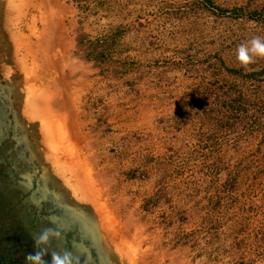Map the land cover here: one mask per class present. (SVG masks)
I'll list each match as a JSON object with an SVG mask.
<instances>
[{"label": "rangeland", "instance_id": "rangeland-1", "mask_svg": "<svg viewBox=\"0 0 264 264\" xmlns=\"http://www.w3.org/2000/svg\"><path fill=\"white\" fill-rule=\"evenodd\" d=\"M257 36L264 0H0V174L53 252L264 264Z\"/></svg>", "mask_w": 264, "mask_h": 264}, {"label": "flooded vegetation", "instance_id": "flooded-vegetation-1", "mask_svg": "<svg viewBox=\"0 0 264 264\" xmlns=\"http://www.w3.org/2000/svg\"><path fill=\"white\" fill-rule=\"evenodd\" d=\"M26 193L13 177L0 174V264H24L36 251L33 238L45 230ZM52 253L49 248L46 264H51Z\"/></svg>", "mask_w": 264, "mask_h": 264}, {"label": "clouds", "instance_id": "clouds-1", "mask_svg": "<svg viewBox=\"0 0 264 264\" xmlns=\"http://www.w3.org/2000/svg\"><path fill=\"white\" fill-rule=\"evenodd\" d=\"M264 59V38L254 37L236 49V60L241 67H247L255 60ZM60 238V233L54 229H45L33 238V246L36 251L25 257L24 264H46L48 245L51 239ZM51 264H80L79 259L74 258L70 252L55 253L51 255Z\"/></svg>", "mask_w": 264, "mask_h": 264}]
</instances>
